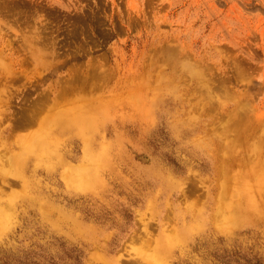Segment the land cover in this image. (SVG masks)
Instances as JSON below:
<instances>
[{
	"label": "rangeland",
	"instance_id": "374dc122",
	"mask_svg": "<svg viewBox=\"0 0 264 264\" xmlns=\"http://www.w3.org/2000/svg\"><path fill=\"white\" fill-rule=\"evenodd\" d=\"M0 55V264H264V211L214 219L222 188L249 206L230 155L264 145V0H0ZM40 107L97 125L26 151Z\"/></svg>",
	"mask_w": 264,
	"mask_h": 264
},
{
	"label": "bare ground",
	"instance_id": "6f19581e",
	"mask_svg": "<svg viewBox=\"0 0 264 264\" xmlns=\"http://www.w3.org/2000/svg\"><path fill=\"white\" fill-rule=\"evenodd\" d=\"M0 62L2 64L1 65V70L2 71H4V72H6V71L11 72L12 71V69H13L12 65L13 64H11L10 62H7L6 60H4L3 57H2V55H0ZM82 80H84V79H82ZM82 80H81V82H82ZM75 86H77V85H75ZM77 87H79V86H77ZM45 95H46V99H44L43 102H42V99L45 98V97L42 96V98L40 99L37 96V98L39 100H41V102L43 104L46 103V102L44 103L45 100L46 101H49L48 100V97L50 95L47 96L46 93H45ZM4 96H6V93H5ZM58 96L60 97L59 94H58ZM61 97H62V95H61ZM3 99H4V97L2 95H0V101H2ZM37 102H38V100H37ZM41 102L39 101V103H41ZM36 103L34 102V104L32 105V107H35L34 105ZM3 107H5V106H3ZM90 110H92V109H88V108H87V110H83V109L82 110L81 109H71V110H68V111L61 112V113L53 114L52 116L51 115H48V116L47 115H41L40 112L42 111V107H40L39 110H36L35 108H33L30 111L29 110H26L28 112L23 113V114H21L19 116L20 117V120H21L20 123H23L22 125H27V124L30 125V124H34V123H38V124L42 125V124H44L45 121H46L45 124L48 123L47 121H49V122L52 123V125H50L48 127L44 125V127H47L45 129L46 133H42L41 132L40 134H36L34 136V138L37 139V141L35 142V146L34 147L33 146H29L26 151H30L31 148H35L36 151L37 152H40L41 154H42V152H46V151H55L56 149L53 146H55L56 143H57V141H58L57 140V134L58 133H61V132H65L66 130H68L67 128L72 127L73 125L74 126H79L84 132L87 131L86 127L95 128L96 125H97L96 119L90 113ZM2 118H3V111H2V109H0V120ZM16 127H18V126H16ZM23 135H25V134H23ZM26 135H28V134H26ZM29 137L31 138L30 135H28V138ZM16 140H18V139H16ZM257 142H259V141H257ZM233 143L236 144L237 142H233ZM259 144H261V141H260V143H258V145ZM256 145L254 146V144H253L254 147L252 146L251 148L250 147H247L248 149L249 148L250 149L249 150L246 149L245 151H243L240 154V156L237 157V158H236V155H233V154H232V156L230 155L229 161L227 160L228 162L226 163V168H229V171H230V167L234 166L236 162H238V163H240V162L242 163L243 162L244 163V167L245 168L247 167V169L242 174L240 172V175H238V177H239L238 181L240 179L245 180L244 183L247 180H248L247 182H249V183L252 182L253 180L255 181V182H253V186H252L253 189H252V192L250 193L251 195L248 193V195L246 196L249 199V204L248 205L251 208L250 212H249V209H248L249 206L247 207L246 206L247 204L244 205L243 204L244 202L243 203L241 202L240 204L235 205L234 204L235 202H233V199L231 198L232 197V194L234 192L228 193L227 189L222 188L224 186L221 185L222 187H220V188H222V189L219 190V191H221V193L219 194L218 200H217V208H216L217 210H215V212H214L215 213L214 214V219L215 220H217V219L222 220L224 218L226 225L229 224V223H231V224H237V221L242 220L245 217L244 214L251 213V211L254 210V209L257 210L258 213L264 211V202L261 201V197H260L261 196V193L263 192L262 189L264 187V185H263L264 184V145L261 144L262 146H259V147L256 146ZM40 153H36V154H40ZM89 155L91 156V151H89ZM25 156H26L25 155V152L22 153L21 155H15V159H14L13 162L18 167L17 168V171L18 172H20L22 170ZM1 157L3 158L2 155H1ZM253 159H255V160L253 161ZM247 163H250V164H247ZM76 169L77 168H75V170L74 171H71V173H70L71 176L76 177V179H74V180H77L78 181L76 183H78L80 186H86V185L92 184L93 178L97 175V170L96 169H92L90 166L85 167V168H81V169H78V170H76ZM223 174L220 175V177L221 176L223 177L224 176ZM235 174H233V175H235ZM0 182H4V183L6 182L7 184H11L12 181H10L7 177H4L3 176V177H0ZM17 182H19V181H17ZM240 182H241V180H240ZM14 183H12V184H14ZM239 185L242 186L241 183ZM241 188L239 187L238 191H240ZM2 192H4V189H1L0 190V193H2ZM244 201H246V200H244ZM218 207H219V210H218ZM220 208H222V211H221ZM220 215H222V216L220 217ZM6 216H8V218H10L9 213L7 212V208H5V205H3V206L0 205V236L6 230V226H5V217ZM226 225L222 221L221 225H219L218 227H220L221 229H227L228 228L227 227L228 225L227 226ZM229 228H232V227H229ZM150 260L152 261L153 264H162V260H161V256H160V253L159 252L156 253V254L153 253L150 256Z\"/></svg>",
	"mask_w": 264,
	"mask_h": 264
}]
</instances>
